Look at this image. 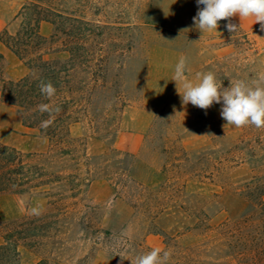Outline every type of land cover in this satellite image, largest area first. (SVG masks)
I'll list each match as a JSON object with an SVG mask.
<instances>
[{
	"label": "rangeland",
	"instance_id": "obj_1",
	"mask_svg": "<svg viewBox=\"0 0 264 264\" xmlns=\"http://www.w3.org/2000/svg\"><path fill=\"white\" fill-rule=\"evenodd\" d=\"M32 3L50 9L45 14L60 38L53 48L89 37L105 61L95 67L100 80L83 103L82 122L71 129L76 155L65 157L67 180L37 190L29 203L14 194L0 196L3 220L36 215L34 208L36 216L50 214L45 232L38 219L31 222L27 242L39 243L20 246L21 264H131L157 247L171 252L167 264H238L219 228L244 213L240 185L264 177V128L227 125L222 102L207 110L183 104L179 84L171 103L156 114L140 159L120 151L115 141L124 109L140 102L151 58L183 49L189 80L212 71L227 88L264 75V49L241 28L225 27L223 36L210 40L193 38L197 0H33L9 29L12 35L34 18ZM221 47L229 53L206 55ZM9 113L0 109V143L25 154L49 151L50 142L37 133L10 128ZM57 161L53 152L47 169L56 172ZM242 251L240 264H249V246Z\"/></svg>",
	"mask_w": 264,
	"mask_h": 264
},
{
	"label": "trees",
	"instance_id": "obj_2",
	"mask_svg": "<svg viewBox=\"0 0 264 264\" xmlns=\"http://www.w3.org/2000/svg\"><path fill=\"white\" fill-rule=\"evenodd\" d=\"M32 6L35 16L29 18L20 31L15 35L6 28L0 32V45L11 51L28 69L24 77L11 79L7 75L5 55L0 51V102L14 106L23 126L51 144L46 153L25 154L0 143V196L14 194L26 203L32 201L37 190L51 187L54 183L61 185L67 180L65 157L76 155L74 144L77 139L72 137L71 129L82 122L83 103H88L100 80L95 67H102L105 61L98 55L94 40L89 37L75 36L69 41H62V47L53 48L60 41L58 33L50 37L40 33L42 21L56 26V22L45 14L50 9L40 3H32ZM27 10L25 8L21 15ZM60 53H66L68 57L54 56ZM42 80L51 81L56 88V94L51 99L40 92ZM42 103L58 106L61 110L50 117L47 112H39L38 105ZM49 118L53 119V123L42 129L41 121ZM53 152L58 157L59 169L56 172L47 169ZM72 160L74 171L71 178L77 180L80 163L77 157ZM239 189L244 213L239 219L224 222L219 231L229 242L234 251L233 260L238 264L243 259V251L239 250L248 246L251 251L247 256L249 264H264V177L253 176ZM49 192L44 190L43 193ZM49 217L50 214L45 212L40 216L27 214L11 220L0 218V237L3 240L0 244V264H21L20 246L33 248L35 243H39L27 242L33 232L31 222L38 219L41 231L45 232Z\"/></svg>",
	"mask_w": 264,
	"mask_h": 264
},
{
	"label": "clouds",
	"instance_id": "obj_3",
	"mask_svg": "<svg viewBox=\"0 0 264 264\" xmlns=\"http://www.w3.org/2000/svg\"><path fill=\"white\" fill-rule=\"evenodd\" d=\"M198 7L193 23L202 33L218 29L219 21L227 20L225 25L229 32H237L239 27L232 23L231 18L238 15L241 20L254 17L255 23L260 24L264 31V0H197ZM187 31V30H183ZM187 58L181 56L174 68L172 80L176 84H182L183 92L181 95L182 103L207 110L214 103L220 104L221 117L227 125L237 128L244 126H254L264 128V75L251 84L244 80L230 82V86L225 88L222 82L216 79L212 71L196 73L195 81L189 80L186 75ZM42 95L51 99L56 94V88L51 81H41L39 84ZM178 90V87H177ZM40 113H59L60 108L53 107L51 104L42 103L38 105ZM53 123V119L42 120L40 127L47 129ZM33 214L38 215L39 211L33 209ZM162 253V254H161ZM171 257L170 251H163L157 247L151 251L137 255L131 264H167Z\"/></svg>",
	"mask_w": 264,
	"mask_h": 264
},
{
	"label": "crops",
	"instance_id": "obj_4",
	"mask_svg": "<svg viewBox=\"0 0 264 264\" xmlns=\"http://www.w3.org/2000/svg\"><path fill=\"white\" fill-rule=\"evenodd\" d=\"M28 2L33 0H0V32L11 29L12 25L19 19ZM198 6V5H197ZM202 8L203 5L198 6ZM232 23L243 29L251 42L257 47L264 49V31L260 24L255 23L254 17L241 18L236 15L231 18ZM227 20L219 21V27L213 31L201 32L194 27L193 38L210 40L224 35ZM40 33L44 37H50L53 33V25L42 21ZM0 51L5 55L7 61V75L11 79H20L28 73L27 67L11 51L0 45ZM203 52H199L198 57H202ZM229 53L228 47H221L216 51L207 52L206 55L215 54L226 55ZM187 53L181 49L176 50L173 56H159L151 58L149 66L145 70L141 99L137 104L129 105L124 109L122 127L119 131L115 145L125 153L135 155L140 159V155L145 147V140L149 132L153 129L156 114L165 109L173 100L178 85L172 80L174 68L179 58ZM213 59L206 62L210 63ZM0 109L9 110V123H13V130L21 131L26 128L22 124L21 118L16 114V108L12 105L0 102ZM6 120V121H7ZM1 122V119H0ZM29 130L28 128H26ZM31 131V130H30ZM2 142H5L2 140ZM3 242L0 237V244Z\"/></svg>",
	"mask_w": 264,
	"mask_h": 264
}]
</instances>
